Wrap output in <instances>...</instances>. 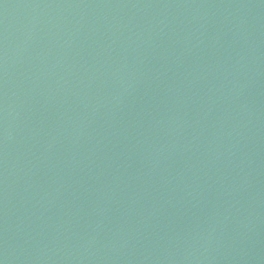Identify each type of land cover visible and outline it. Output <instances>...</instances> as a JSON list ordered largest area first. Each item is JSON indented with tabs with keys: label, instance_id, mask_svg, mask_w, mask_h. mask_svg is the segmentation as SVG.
<instances>
[{
	"label": "water",
	"instance_id": "water-1",
	"mask_svg": "<svg viewBox=\"0 0 264 264\" xmlns=\"http://www.w3.org/2000/svg\"><path fill=\"white\" fill-rule=\"evenodd\" d=\"M0 264H264V0H0Z\"/></svg>",
	"mask_w": 264,
	"mask_h": 264
}]
</instances>
